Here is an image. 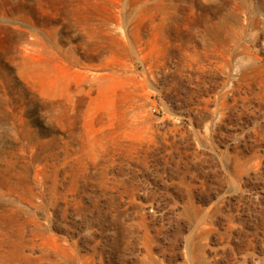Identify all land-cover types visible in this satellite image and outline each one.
Masks as SVG:
<instances>
[{
    "label": "rangeland",
    "instance_id": "1",
    "mask_svg": "<svg viewBox=\"0 0 264 264\" xmlns=\"http://www.w3.org/2000/svg\"><path fill=\"white\" fill-rule=\"evenodd\" d=\"M0 264H264V0H0Z\"/></svg>",
    "mask_w": 264,
    "mask_h": 264
},
{
    "label": "bare ground",
    "instance_id": "2",
    "mask_svg": "<svg viewBox=\"0 0 264 264\" xmlns=\"http://www.w3.org/2000/svg\"><path fill=\"white\" fill-rule=\"evenodd\" d=\"M21 53L23 56H22L20 65L25 72L28 71L31 74H33V73L35 74V73H38L41 68H45L46 61L44 60V57H45L44 51L31 49L29 51H23ZM54 73L55 72H53V74ZM54 78H55V85H56L57 89L60 87H63L64 80L60 77V75H56ZM84 79L87 80L88 82H93L95 84H99L98 87L100 88V87H103L102 85L104 83H106L108 76L105 77L102 75L93 74L92 78H90V77L85 78L84 77Z\"/></svg>",
    "mask_w": 264,
    "mask_h": 264
}]
</instances>
